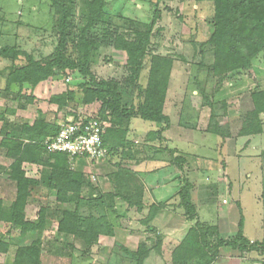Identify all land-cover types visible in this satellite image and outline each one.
I'll use <instances>...</instances> for the list:
<instances>
[{"label": "trees", "instance_id": "1", "mask_svg": "<svg viewBox=\"0 0 264 264\" xmlns=\"http://www.w3.org/2000/svg\"><path fill=\"white\" fill-rule=\"evenodd\" d=\"M82 1L87 8V15L77 23L69 0H49L53 22L60 37L54 51L44 59L37 60L34 55L18 50L14 44L0 45V57L13 62L7 69L0 71V74L6 73L5 91L23 98L26 104H39L38 117L32 122H10L5 112L0 113V121L5 124L0 129V148L10 160L4 164L3 158L0 159V177L8 179L15 185L14 197L10 204H6V199L0 196V221L8 222L17 228L21 238L31 233L37 234L31 244L18 248L13 264H43L41 255L45 241L42 234L53 224L56 225L58 235L73 239L74 242L70 246L72 251H77L76 243L80 241L83 244L81 252L85 256H91V248L98 243L101 236H115L117 226L115 219L120 215V210L115 207L117 202L128 203L130 207H136L142 212L144 182L140 175L124 162L126 158H130L131 152L137 150L128 137L129 124L133 118L163 123L167 126L170 123L169 116L164 112L173 65L170 56L161 54L150 56L148 82L144 93L138 94L137 106H128L124 103L117 79H99L91 67L93 54L102 47H113L125 56L124 64L131 72V80L139 83L145 58L149 55L155 23L160 17V9L158 7L155 9L153 21L144 27H140L133 19H125V25L120 26L108 18L107 0ZM197 1H208L214 5L212 32L201 44L203 54L206 46H209L213 53V61L209 66L212 73L222 77L250 68L254 60L264 52V0ZM70 49L76 50L81 57H73ZM22 56L25 58L21 59ZM73 73L85 79L76 85L82 91V96L79 97L75 89L67 86L51 95L45 94V98L48 103L57 106V111L65 109L70 104H73L74 108L79 104L84 106L100 104L97 116L94 117L111 123L106 128L103 138L108 155L103 160L90 162L101 163L110 157L120 155V161H123L122 166L125 168L122 167L113 174L107 172L105 175L111 184H117L116 190L101 189L99 184L92 183L89 173L80 167H74L75 163L85 161L86 156H76L71 160L68 153L49 152L45 145V140L56 136L61 126L58 122L47 120L41 108L44 99L38 94L45 93L44 84L53 81L50 88L52 90L54 82L56 86L62 81L65 83L67 75ZM206 100L212 108L206 132L220 139H227L232 135L231 128L229 127L230 131L228 128L225 129V123L218 117L215 105L210 99ZM252 100L254 104L252 118L241 122L240 135H256L262 132L260 117L264 113V90L253 92ZM223 113H225L223 117H226V111ZM78 117L76 115L73 119L76 120ZM90 118L92 117L87 116L85 120ZM163 130L164 127L150 132L146 143L154 140L162 143ZM165 147L170 153L171 164L181 170L193 159L190 154H176L174 149ZM25 163L41 166L40 177L28 176L23 166ZM134 178L139 181L138 186L134 184L133 188H130V182ZM41 188H46L45 192L42 193ZM194 188L188 178H183L176 193L178 206L182 207L186 219L190 222L198 217L197 205L192 197ZM52 190L56 195V208L51 210L48 202L40 203L36 207L37 204L33 201L37 198L46 200L48 192ZM167 205L166 202L153 203L146 217L140 219L148 232H156L157 228L152 225V221ZM237 205L241 210L239 202ZM31 206L37 209L35 218L29 216L28 209ZM158 235L156 240L147 237L132 252L137 264H143L153 250L160 252L162 239ZM50 243H47V248L52 250ZM8 247L9 245L0 242V251L6 252ZM229 248L236 253L228 252ZM255 251L264 254V241L252 242L245 236L242 216L238 232L230 240L221 238L216 226L196 220L169 252L172 264H216L220 257L226 255L224 253L245 257ZM251 264H264V260Z\"/></svg>", "mask_w": 264, "mask_h": 264}, {"label": "rangeland", "instance_id": "2", "mask_svg": "<svg viewBox=\"0 0 264 264\" xmlns=\"http://www.w3.org/2000/svg\"><path fill=\"white\" fill-rule=\"evenodd\" d=\"M69 2L77 23L82 21L87 15V8L83 1L69 0ZM157 7L160 9V17L155 23L149 55L145 58V66L139 83L131 80V72L124 64L125 56L113 47H102L96 54H93L92 71L99 79H117L120 83V92L123 95L124 103L128 106H137L138 94L139 92L144 93L148 82L150 56L153 54L170 56L173 65L164 103V112L169 116L170 123L167 126L163 123L133 118L129 124L128 137L138 149L135 155L138 154V159L142 160L145 159L143 157L147 156H157L158 158V154L162 152L160 156H168L171 159L170 153L165 147L168 146L170 148L178 147L183 152L197 153L203 156L201 157L203 162L212 160L214 162L211 164L212 169L201 174L194 170H187L185 167L184 170L177 166L174 168L181 171L182 178H188L195 184L192 197L199 208L196 220L216 226L219 230V236L230 240L237 234L238 224L243 216L245 236L252 242L264 241V113L260 117L262 121L261 133L256 135L239 134L242 123L252 118L254 111L253 92L264 90V52L254 60L248 69L235 71L222 77L214 75L209 69L213 61L211 48L206 46L204 48L205 54L201 51V44L209 38L212 32L211 20L214 14V5L208 1L107 0L106 14L111 21L120 26L125 25V19H133L140 27H144L145 24L153 21ZM59 37V32L53 22L49 0H0L1 46L14 44L18 50L34 55L37 60H42L54 51ZM70 52L75 58L81 57L74 49H70ZM24 58L25 56H22L21 59ZM12 63V61L0 57V71L7 69ZM67 77L66 84L62 81L56 86L54 82L52 90L50 88L53 81L44 84L45 93L43 94L49 93L51 95L53 92L61 91L60 89L69 86L77 91L79 97L82 96V91L76 85L85 79L76 73L69 74ZM5 86L6 73H3L0 74V113L5 112L4 114L10 122H32L35 120L38 117L39 104H26L23 98L7 93ZM206 98L215 105L218 117L222 118L223 123H225V129L228 128L229 130V127L232 128L234 125L232 129L235 134L234 137L230 136V138L223 140L206 132L212 110ZM43 99L41 108L45 112L47 120L59 124L73 119L76 115L79 116L78 118L97 116L100 106L99 103L87 106L79 104L77 108H74L73 104H70L65 109L57 111L56 105L48 103L46 98ZM225 111L226 117H223ZM253 119H255L254 116ZM178 121L187 124L186 127L189 129L191 126H196L200 130H195V135L192 137L184 132L180 134L178 130L168 132L173 126L172 123L176 126ZM105 122L107 127L111 125L110 121ZM230 122L233 125L229 126ZM4 125V122L0 121V129ZM163 127V140L165 139L164 132H166L167 137L179 136L176 138L177 142L174 140L170 145H166L165 142L159 143V140L146 143V138L150 132ZM189 133L191 134V132ZM180 138L182 140H179ZM191 141L204 142V145L198 148L197 144ZM164 150L166 151L165 154H163ZM133 155L134 152L131 156ZM3 157L5 158V155L0 148V159ZM120 159V155H117L103 161V163H89L85 160L78 162L79 165L75 163L74 167H80L89 173L92 183L99 184L101 189L116 190L117 184H111L105 175L107 172L113 174L122 167L125 168ZM8 161L10 162V160ZM198 163L200 160L194 159L191 165L195 166ZM27 165L25 163L24 168ZM34 165L31 174L29 173L28 176L40 177L39 165ZM126 165L128 164L126 163ZM128 166L126 167L129 169ZM168 173L169 171H166L154 175L153 180L157 179L162 185L158 191L163 190V193L173 195L180 182H164V177ZM138 182L134 178L129 187L133 188L132 185L134 184L138 186ZM14 187L13 182H9L8 179H0V191L3 193L0 196L4 197L6 201H11L14 197ZM41 189L42 193L46 190V188ZM209 200H213V202L207 204L210 202ZM33 202H36V207L40 203L47 204L48 202L51 210L57 206L56 195L53 190L48 192L46 200L37 198ZM238 202L241 203L242 213L240 209L238 210ZM35 206L30 207L33 218L36 217L37 209ZM176 209L175 215L178 217L175 218L177 219L175 227L180 230V234L177 236L171 234L170 237L166 234L165 241L163 240L165 234L158 229L155 233H147L146 228L140 222V218H145L148 214L147 210L145 213L131 211L126 212V214L120 210V215L115 219L117 234L121 233L130 238L129 232L132 230L139 233L143 231L138 236L152 238L151 236L156 235L155 238H152L154 240H156L158 232L160 234L158 236H161L160 252L152 249L153 251L143 264H172L169 252L174 247L172 241H179L186 233V229L191 226L188 219L182 220L184 217L182 207L176 206ZM161 216L159 215L156 222L161 221ZM54 231L56 228L55 230L50 228L47 234L45 232L42 234V239H53V244H57L50 247L53 252H48V242L45 241L41 255L43 264H119V262L120 264H137L134 255L122 250L121 243L109 236H101L98 243L91 248V256H85L81 252L83 244L80 241L76 243L75 250L77 251L74 252L70 247L74 241L70 238L68 243H64L65 246L62 247L61 241L54 237ZM36 237L37 234H30L25 238L22 237L23 240H21L17 228L13 226L9 228L8 225L1 224L0 242L9 245V247L6 252L0 251V264H13L18 248L31 244ZM124 244L126 245L127 242ZM132 245L137 248L139 243L133 242ZM115 250H118L119 253ZM227 251L236 253L230 248ZM224 254L226 255L220 257L216 264H251L255 261L264 260V254L256 251L247 254L245 257Z\"/></svg>", "mask_w": 264, "mask_h": 264}, {"label": "crops", "instance_id": "3", "mask_svg": "<svg viewBox=\"0 0 264 264\" xmlns=\"http://www.w3.org/2000/svg\"><path fill=\"white\" fill-rule=\"evenodd\" d=\"M36 94H37V91H36ZM38 95L40 97H43L44 96L43 98H45V96H46L45 94H43L42 96H41V94H38ZM231 123L232 122H230V125L229 126L233 125ZM172 125L173 126H171V129H169L168 132H172V131L178 130L180 134H182L184 132L186 135H189L190 137H192V135H195V130H200L198 127H191V129H189L183 123H181V121H178V124L176 126H175L174 123H172ZM233 126H232V128L230 127L231 128V131H232V135H231L232 137H234V135H235L234 134V131L232 130L233 129ZM175 127H177V128H175ZM190 130H192V131H190ZM186 131H187V133H186ZM189 132H191V134ZM164 137H165V139L162 142L163 143L165 142L166 145H170V143H173L174 140H175L174 142H177L176 138L179 137V136L173 137L171 135L170 137H167L166 132H164ZM228 138H230V137H228ZM179 140H182V139L180 138ZM191 142L197 144L198 148L200 146L204 145V142L201 143L200 141H191ZM172 149H174L175 152L187 153V154L192 155V158L193 159L192 160H189L188 161V164L184 166L187 170H192V171L194 170L196 173H200L201 174V173H205L207 171H210V169H212L211 164L214 163V162H212V160H208L206 162H203V161H201L202 160L201 157H203V156H201V155H199L197 153L183 152L178 147H172ZM135 152H138V149L137 150H134V155L133 156H130V158H126V160H124V161L129 165V167L134 172H137L138 175H140L139 177L143 180L144 185H145V188H144V198H143L144 208H143V210H142L141 213H145L146 210H147L146 212H148L149 207L153 203L166 202L168 205L164 209H162L161 211H159V213L157 214V216L155 217V219L152 221V225H155V227L160 232H162L163 234H165V236L163 237V240L164 241H165V238H166V234H168L169 237H170L171 234H175L174 236L179 235L180 234V230H178V228L175 227V221L177 220L175 218L178 217V216L175 215V213H176L175 210H177L176 209V206H178V199H177L176 193L179 190L180 184H181V182L183 180L181 171L174 169L175 168V165L171 164L170 158L168 156L167 157L160 156V155H162V152L158 154V158H157V156H147V157H143L145 159H142V160L141 159H138V154L135 155ZM163 152H164L163 154L166 153L165 150ZM131 154H132V152H131ZM176 154H178V153H176ZM109 159H111V157ZM194 159L200 160V163L196 164L195 166H192L191 163L194 161ZM8 160H9L8 158H6V157L4 158L3 157L4 164L5 163H8ZM115 161L116 160H114V163H116ZM26 165H27V167L25 166L24 169H26L27 175L29 173L31 174L32 168L35 165L33 163H26ZM39 168H41V167L39 166ZM166 171H169V173L165 175L164 182H166V183L167 182H172V181H175V182L176 181H179L180 182L178 189L177 190L175 189L176 191H175V193L173 195L170 194V193L169 194L163 193V190L158 191L159 188L162 185H160V181H158L157 179H154L153 180L154 175H157V174H160V173L166 172ZM223 171L224 170L222 169V172ZM0 179H3V177H0ZM221 181H223V180H221ZM193 185L195 186V184H193ZM155 188H157V189L155 190ZM164 190H166V189L164 188ZM14 193H15V190H14ZM0 194H3V193L0 191ZM10 202L11 201H6V204H10ZM212 202H213V200L210 201L207 204H210ZM124 203L125 202H117V204L115 206V207H117L118 211L119 210H123V212H125L123 214H126V212L138 211L136 207H130L128 205V203H125V204ZM240 205H241V203H240ZM238 210H239V208H238ZM28 212H29V216L33 217V214L30 213V209H28ZM197 212L199 214V208L198 207H197ZM240 212L242 213V210H240ZM127 214H129V213H127ZM159 215H162L161 216V221L160 222L159 221L156 222L157 219H158V217H159ZM183 216L184 217H182V220L184 221L185 218H186L185 215H184V213H183ZM140 219H142V218H140ZM189 223L192 224L193 222H189ZM1 224H3L4 226L8 225L9 228L12 227V225H10L8 222L0 221V225ZM184 226H185V229H186V224ZM51 228L55 230L56 225L53 224ZM144 228H146V227L144 226ZM44 232L47 234L49 232V229H47ZM146 232L149 233L147 230H146ZM53 233L55 235L54 237H56V239H59L61 241L60 242V245L62 247L65 246V244H67L68 241L71 238L69 236L58 235L56 231H54ZM142 233H143V231H141L139 233L138 231H135L134 232V231L130 230V232H129L130 238H127L126 235H123L121 233L120 234L119 233L117 234V231H116L115 236H112L111 238H113L117 242L121 243V245L123 246V249L122 250L128 251L130 254H132V252H134L136 250V247H133L134 245H132L133 242H137V244H138L141 241H144L145 239H147V237H148V236H141V235L138 236V234H142ZM28 236H30V234H28ZM25 237H23V238H25ZM151 237L152 238H155V236H151ZM23 238L21 240H23ZM52 240L53 239H51V240H44V241L49 242V243L51 242L50 244H52V245H57V244H53ZM149 241H151V240H149ZM124 242H127V244L125 245ZM172 242H173L172 245L175 246V243L177 241H172ZM115 249H118V248H115ZM47 251L48 252H53L50 249H48ZM115 251H118V250H115ZM117 253H119V251ZM124 258H126V257H124ZM124 258H121V259H124ZM119 264H120V262H119Z\"/></svg>", "mask_w": 264, "mask_h": 264}, {"label": "built area", "instance_id": "4", "mask_svg": "<svg viewBox=\"0 0 264 264\" xmlns=\"http://www.w3.org/2000/svg\"><path fill=\"white\" fill-rule=\"evenodd\" d=\"M85 119L81 117L62 122L59 133L45 140L49 152H66L71 160L76 156H86L89 162L106 158L108 149L103 141L106 122L95 117Z\"/></svg>", "mask_w": 264, "mask_h": 264}]
</instances>
